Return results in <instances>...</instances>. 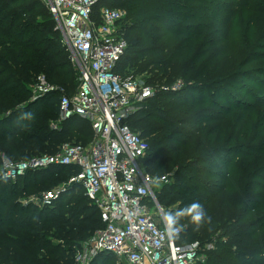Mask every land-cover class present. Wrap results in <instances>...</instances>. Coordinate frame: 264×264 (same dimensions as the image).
Instances as JSON below:
<instances>
[{"label": "trees", "instance_id": "trees-1", "mask_svg": "<svg viewBox=\"0 0 264 264\" xmlns=\"http://www.w3.org/2000/svg\"><path fill=\"white\" fill-rule=\"evenodd\" d=\"M101 5L126 10L127 47L115 72H145L141 78L156 88L128 124L148 143L146 170L171 174L154 193L169 226L180 229L179 243L213 241L202 264H264V0ZM60 38L42 0H0V163L90 136L80 117L50 127L59 93L78 85ZM39 74L55 91L32 99ZM178 79L183 87L170 90ZM78 171L54 165L0 177V264H75L82 241L105 225L81 183L65 184ZM63 180L48 204L23 203ZM113 262L102 252L90 264Z\"/></svg>", "mask_w": 264, "mask_h": 264}, {"label": "built area", "instance_id": "built-area-1", "mask_svg": "<svg viewBox=\"0 0 264 264\" xmlns=\"http://www.w3.org/2000/svg\"><path fill=\"white\" fill-rule=\"evenodd\" d=\"M102 0H42L60 31L61 45L78 72L72 94H61L58 117L50 127L80 117L93 130L86 144L63 143L53 154L26 160L4 158L0 177L15 180L28 170L54 165H73L77 174L67 182L81 183L85 195L98 208L103 228L95 230L77 251V264H90L99 253H111L123 264H202L213 241L179 243L180 229L170 227L154 190L167 182L156 180L142 160L147 141L131 130L129 116L142 107L156 88L137 75L115 72L127 47L121 30L126 10L101 5ZM183 87L181 79L169 86ZM168 87H163L166 89ZM32 99L55 91L43 74L31 85ZM61 188L32 198L29 202L48 204ZM151 204L158 211L157 219Z\"/></svg>", "mask_w": 264, "mask_h": 264}, {"label": "rangeland", "instance_id": "rangeland-1", "mask_svg": "<svg viewBox=\"0 0 264 264\" xmlns=\"http://www.w3.org/2000/svg\"><path fill=\"white\" fill-rule=\"evenodd\" d=\"M55 27H57L56 26V24H55ZM57 29V28H56ZM58 31H59V29H57ZM59 33H60V31H59ZM145 74V72L144 73H142V74H139V75H137L138 77H142L143 75ZM60 95L61 94H64V92H60L59 93ZM89 134H90V136H75V137H73L68 143H74V144H76V143H83V142H86V141H88L89 139H90V137L93 135L92 134V130L90 129L89 130ZM37 156H39V155H37ZM4 158H2V160H3ZM1 163H2V161H1ZM1 163H0V167H1ZM144 166V168L146 167L145 165H143ZM153 174V177H155V179L156 180H160L162 177H164V176H166L167 178H169V176L171 175V174H166V175H161V174H154V173H152ZM69 180V179H68ZM173 181V179H171V178H169V181ZM67 180H63V181H61V182H58L57 183V185L52 189L53 191L54 190H57L58 188H62V186L63 185H69V184H67V182H66ZM66 182V183H65ZM65 183V184H64ZM71 184V183H70ZM160 184H158V186H159ZM51 190V191H52ZM47 192H50V191H47ZM47 192H44V193H47ZM43 193V194H44ZM42 194V195H43ZM41 195V196H42ZM36 197V195L35 194H30V195H28L27 197H23L22 198V201H23V203H26V202H29L32 198H35ZM151 208L153 209V213H155L154 214V216L158 219L159 218V216H158V211H157V209L156 208H154V206L153 205H151ZM164 211L166 210V208L164 207V206H162L161 207ZM89 236H87V238H88ZM87 238H85L83 241H82V243H81V245H80V247H79V249L77 250V251H79V250H81V248H82V244H83V242L87 239ZM77 252H75V254H76ZM74 254V255H75ZM75 257V256H74ZM75 262V261H74ZM75 264H77V262H75ZM111 264H123V263H121V262H119V261H117L116 259H115V262H113V263H111Z\"/></svg>", "mask_w": 264, "mask_h": 264}, {"label": "clouds", "instance_id": "clouds-1", "mask_svg": "<svg viewBox=\"0 0 264 264\" xmlns=\"http://www.w3.org/2000/svg\"><path fill=\"white\" fill-rule=\"evenodd\" d=\"M197 219H199V217H197Z\"/></svg>", "mask_w": 264, "mask_h": 264}]
</instances>
